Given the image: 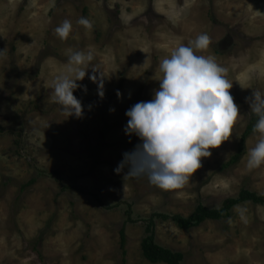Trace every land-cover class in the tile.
<instances>
[{"label":"rangeland","instance_id":"rangeland-1","mask_svg":"<svg viewBox=\"0 0 264 264\" xmlns=\"http://www.w3.org/2000/svg\"><path fill=\"white\" fill-rule=\"evenodd\" d=\"M82 16L92 29L77 24ZM65 19L72 32L60 40L53 30ZM201 33L212 40L202 54L233 82L241 117L232 137L182 188L124 180L127 169H114L140 142L123 130L126 110L152 99L159 61ZM227 37L231 46L220 48ZM69 49L91 50L105 81L103 98L88 76L78 82L87 86L73 93L84 107L79 119L49 99ZM0 50V264H152L142 255L143 222L125 226L121 249L130 205L141 221L188 217L199 203L216 209L243 188L264 195V166L249 170L247 153L221 170L250 121L249 88L264 90V0H0ZM254 143L253 135L247 149ZM156 241L183 253L182 264H264V206L246 203L229 220L191 231L157 221Z\"/></svg>","mask_w":264,"mask_h":264},{"label":"clouds","instance_id":"clouds-1","mask_svg":"<svg viewBox=\"0 0 264 264\" xmlns=\"http://www.w3.org/2000/svg\"><path fill=\"white\" fill-rule=\"evenodd\" d=\"M77 24L87 30L93 27L83 16ZM72 27L65 19L53 31L60 40H67ZM211 43L209 34L201 33L186 45H176L157 64L159 87L153 90L152 99L126 110L123 130L140 142L123 153L114 169L118 175L127 169L124 180L146 178L162 190L182 188L202 167V160L212 155L210 150L220 148L232 137L241 117L240 108L230 92L233 82L227 76L228 69L214 55L202 54ZM4 52L0 50V57ZM93 60L91 50L69 49L63 70L52 80L49 99L68 118L83 116L82 102L73 93L77 89L87 92V86L78 83L86 76L97 85V95L104 96V77L92 65ZM89 69L92 75H88ZM249 89L252 93L245 98L248 116L257 119L252 127L255 143L247 149L246 167L255 170L264 166V90ZM121 95L117 91V97Z\"/></svg>","mask_w":264,"mask_h":264},{"label":"trees","instance_id":"trees-1","mask_svg":"<svg viewBox=\"0 0 264 264\" xmlns=\"http://www.w3.org/2000/svg\"><path fill=\"white\" fill-rule=\"evenodd\" d=\"M256 117L251 116L250 121L242 134L240 142L238 144V149L236 153L229 159L228 162L221 166L223 172L228 169L237 166L247 153V141L253 136L252 127L256 123ZM34 183L31 180L28 183L22 184L20 186L21 191H25L30 185ZM246 203H251L257 206H264V195H260L257 192H253L249 189L243 188L236 198H230L225 200L221 207L216 209H210L202 203H199L195 210L188 217H184L179 214H167V213H154L149 218L142 219L141 221H134L131 215L132 206L130 205L127 211V221L121 230V249L125 250L126 245V232L125 226L128 224H136L138 222H143L145 226V237L141 243V250L143 257L152 264H182L184 261L183 253H176L170 249L157 244L156 241V223L157 221L170 222L176 227L183 231H191L201 227L204 223L208 221H225L229 220L233 216V211L236 207L244 205ZM41 239L40 241H42ZM34 245L36 250L39 245L38 242Z\"/></svg>","mask_w":264,"mask_h":264},{"label":"flooded vegetation","instance_id":"flooded-vegetation-1","mask_svg":"<svg viewBox=\"0 0 264 264\" xmlns=\"http://www.w3.org/2000/svg\"><path fill=\"white\" fill-rule=\"evenodd\" d=\"M231 41H232V40H231L230 38L227 37V38L224 39V41H223V42H225V43L220 44L219 47H220V48H223L224 44H227V45L231 46Z\"/></svg>","mask_w":264,"mask_h":264}]
</instances>
